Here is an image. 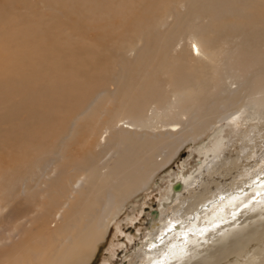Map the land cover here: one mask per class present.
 <instances>
[{"label": "rangeland", "instance_id": "1", "mask_svg": "<svg viewBox=\"0 0 264 264\" xmlns=\"http://www.w3.org/2000/svg\"><path fill=\"white\" fill-rule=\"evenodd\" d=\"M227 8L230 18L224 21L212 16L205 0L193 6L190 0H165L163 10L143 24H91L53 0H0V233L10 226L22 230L0 245V264H39L57 248L55 238L85 226L110 194L120 198L136 191L132 184L141 177L146 148L130 149L139 157L121 163L126 167L114 160L108 168L96 167L110 153L122 159L110 126L127 122L123 114L131 102L147 99V81L156 85L147 115L166 110L176 91L195 95V109L183 117L187 141L110 220L90 264H149L145 239L162 234L163 220L174 215L180 197L216 181L221 187L212 195L221 193L220 198L228 196L232 182H264V35L255 31L264 21V0L242 13ZM117 27L122 30L110 36ZM189 36L232 62L227 88L209 66L200 76L179 77L189 61L181 51L199 56ZM226 113L231 116L217 121ZM107 127L115 138L98 146ZM79 178H85L84 186L68 197L70 182ZM179 179L184 188L175 192ZM201 247L195 250L204 255ZM248 258L227 261L242 264Z\"/></svg>", "mask_w": 264, "mask_h": 264}, {"label": "bare ground", "instance_id": "2", "mask_svg": "<svg viewBox=\"0 0 264 264\" xmlns=\"http://www.w3.org/2000/svg\"><path fill=\"white\" fill-rule=\"evenodd\" d=\"M53 1L56 4L63 5L83 21L90 22L91 24L109 22L111 20L119 21L120 23L129 21L143 24L156 11L163 10L165 0ZM198 1L200 0H190V4L193 6ZM205 1L208 2L212 16L215 19L221 18L224 21L230 18L231 11L227 7L231 6L235 10L239 9L238 12L242 13L246 8L255 3V0ZM223 9L225 10L222 11ZM243 23L246 26H253L248 20H245ZM227 25L228 23L224 22L220 27H226ZM117 30H122V28L117 27L114 30L108 31V33L111 36ZM255 31L264 35L263 20L255 26ZM208 35L214 38V32ZM0 40L3 43L4 34H0ZM187 40L195 46L199 56H194L186 48L181 51V55L189 61L185 63V69L177 71L179 77H190L194 76L195 73H199L197 76H200V74H203V70L209 66L214 78L224 81L225 85L223 88H227L226 82L228 78L226 77L233 73L232 62L229 58L219 60L214 55L212 49L203 48L202 39L197 36H189ZM167 44L171 45L169 42ZM168 49H170V46L163 45V50L166 51ZM155 87L156 85L147 81L143 90L147 99L131 102L128 112L123 114L127 122L122 123L121 121L123 120H119L111 123L110 128L115 131V137L119 139V146H121L120 157L122 159H117L119 158L118 153L117 156H112L110 153L96 167V169L108 168L112 160L121 165L126 159L131 161L135 156L139 157V153L134 154L133 152H129L130 149L146 148L141 158L143 168L139 167L141 169V177L136 179L135 183L132 184L136 191L120 198L110 194L104 201L102 209L85 226L77 228L75 231H71L68 228V233L71 235H66L63 239L55 238L54 244L57 248L51 249L50 253H48L49 255H45L39 264H90L97 244L104 238V230L110 223V220L122 211L127 200L133 198L139 191L146 190L149 187L157 173L154 172L161 170L172 161L177 156L182 145L187 141L183 129L186 128L188 121L187 119L184 120L183 117L185 116L189 119L192 111L195 109V95L193 93L176 91L168 99L169 105L166 110H151L150 115H147L149 105L147 101L152 98L153 93L151 92ZM186 105L188 106L186 107ZM230 116L231 114L229 113L223 116L220 115L217 121L227 119ZM107 133H109L108 136L102 137L103 134ZM115 137L110 135L108 127L104 128V131L100 133L99 138L101 140H99L97 145L101 146L102 143L104 145L106 142L112 143ZM146 142H149L151 145L147 146ZM172 150L173 152H171ZM157 157H160V161H157ZM108 159L111 160L108 161ZM232 161L233 158L228 163H232ZM121 166L126 167L125 165ZM240 167L241 165H239ZM177 177L179 178V176ZM262 179L260 178V180ZM260 180L256 181L257 183H249V180H246L239 184L232 182V184L226 185L230 191L227 194L228 196H225L223 193L225 198H220L222 196L221 193L219 196L214 194L215 196L213 197L212 191L221 187V184L216 183V181L211 186L206 184L202 189L201 187L200 189L197 187L196 191L185 194L184 196H188L187 198H182L184 197L182 196L179 200L177 199L178 202L175 203L178 205H175L171 209L174 215L171 218L169 217V219L163 220L164 223L160 230L162 234L160 233L161 235L157 237L158 240L151 241L150 238L145 239L144 244L146 245L143 248V254L146 255L148 263L223 264L229 262L227 260L231 257H236V259L238 257L240 259L234 261L236 263L241 262V259L249 256L242 264H264V182H260ZM178 182H176L173 188L175 192L184 188L182 179H179ZM195 183L196 186L197 183L201 185L200 180ZM84 184L85 178H79L70 182L67 196H71V191L77 193ZM257 184L260 187L256 186ZM233 188H235V191ZM211 195L212 197H210ZM181 204L183 206L179 207ZM64 208L65 206L60 208L57 213L59 214V221L64 213ZM250 211V214L253 213L251 217H244L245 220L248 218L247 222L244 223V219L240 220L245 213ZM184 216H188L189 218H184ZM250 218H253V220ZM167 220L169 223H167ZM154 227H156L155 224ZM21 232L20 228L10 226L9 229L0 233V245L5 246L9 244ZM200 246L206 248L205 253H203L204 255L202 253L199 255L200 252L195 250L200 249ZM188 248H194L196 253L187 254ZM232 260L234 259L232 258ZM231 261L228 264H232Z\"/></svg>", "mask_w": 264, "mask_h": 264}]
</instances>
